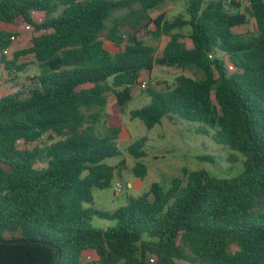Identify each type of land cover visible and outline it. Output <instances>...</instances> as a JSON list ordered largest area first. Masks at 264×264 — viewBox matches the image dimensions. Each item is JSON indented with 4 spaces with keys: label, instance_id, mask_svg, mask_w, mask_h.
<instances>
[{
    "label": "trees",
    "instance_id": "trees-1",
    "mask_svg": "<svg viewBox=\"0 0 264 264\" xmlns=\"http://www.w3.org/2000/svg\"><path fill=\"white\" fill-rule=\"evenodd\" d=\"M165 1L0 0L1 66L7 76L20 72L17 60L28 56L38 68L24 81L12 78L11 91L0 95V264H79L87 251L95 253L88 264H264V0H250L244 12L236 1L188 0L187 19L150 17ZM247 16L255 32H235ZM26 25L30 46L6 59L10 37ZM186 26L189 34H180ZM145 28L154 39L168 38L158 55L139 37ZM104 40L118 51L111 54ZM156 66L171 68L173 82L148 89L150 102L130 119L147 129L163 118L197 123L200 134L208 127L211 140L231 152L229 163L236 153L244 158L243 171L220 179L183 169L185 185L181 178L167 190L152 183L112 212L86 208L92 189L108 188L124 166L105 163L120 154L121 131L115 116L101 114L106 95L121 110L141 72ZM190 67L202 77H186ZM101 118L98 134L93 127ZM45 134L57 140L17 147ZM146 142L137 139L127 154L143 158ZM40 158L46 164L37 168ZM132 173L144 178L146 168L136 162ZM93 216L115 224L93 229Z\"/></svg>",
    "mask_w": 264,
    "mask_h": 264
},
{
    "label": "rangeland",
    "instance_id": "rangeland-1",
    "mask_svg": "<svg viewBox=\"0 0 264 264\" xmlns=\"http://www.w3.org/2000/svg\"><path fill=\"white\" fill-rule=\"evenodd\" d=\"M187 1L166 0L156 9L149 11V16L154 18L158 15H163L166 21H172L178 16L187 19ZM244 6V3H241L240 10L243 12ZM225 9L232 12L229 7L225 6ZM116 15L123 17L124 12H119ZM107 25L110 27V22H107ZM125 29H129L128 25H126ZM148 30L150 28H145V30L139 29V37L145 44L154 46L157 51L156 55H158L165 46L168 38L161 36L159 39H154L147 33ZM234 31L244 34L254 33V20L250 16H247V24L236 28ZM178 32L182 35H188L190 30L186 26ZM32 34L31 28L30 30H24L23 27L18 29L16 40L10 50V55L6 59H10L12 53L15 51L27 49L30 46ZM104 46L111 54L118 51L117 48L106 40H104ZM187 47H190L189 42L187 43ZM16 64L22 66V71L13 72V74L8 75L10 78L0 64V80L2 83L0 95L11 91L12 78L15 77L17 81H24L26 77L38 74V68L28 56L18 58ZM184 75L191 79H200L202 72L194 67H190L184 71ZM173 79L174 73L171 68L156 66L151 72H141L137 84L132 89L131 100L121 110L116 106L115 97L112 94L106 95L107 103L101 114L115 116L119 120V123L121 122V131L116 141V146L120 154L116 157L106 159L105 163L114 166L123 160L124 166L119 171V175H114L108 188L92 189V201L91 204L85 205L86 208L112 212L124 206L127 197L135 198L146 193L152 183H158L164 190H167L173 179L181 178L183 185H185L186 177L182 174L183 169L187 172L204 170L211 176L220 179L233 178L242 173L244 158L236 153L237 161L233 164L229 163L226 159L231 152L211 140L213 131L208 127H206L209 131L208 135L200 134L195 132V129L200 126L197 123L183 121L172 123L163 118L160 124L155 125L152 129H147L139 120L130 119V111L139 109L150 102L148 89L157 91L164 90L172 84ZM141 84H144V87H141ZM93 129L98 134L103 133L105 129L103 118L94 125ZM143 136L147 138L144 147L146 155L139 160H135L127 154L126 148ZM56 140L54 136L45 134L38 142L30 144L17 141V147L19 149L33 150L38 145H48ZM203 157H210V160H201ZM136 162H140L145 166L146 175L144 178H137L133 175L132 167ZM45 164V160L40 158L35 166L41 168ZM118 183L122 185V188L119 193H115L114 189ZM89 224L93 229L106 230L107 228L113 227L115 222L93 216ZM176 264L190 263L176 260Z\"/></svg>",
    "mask_w": 264,
    "mask_h": 264
},
{
    "label": "built area",
    "instance_id": "built-area-1",
    "mask_svg": "<svg viewBox=\"0 0 264 264\" xmlns=\"http://www.w3.org/2000/svg\"><path fill=\"white\" fill-rule=\"evenodd\" d=\"M230 1H236V2H240V3H244V5L247 7L250 5V0H226L227 3H229ZM32 15L38 21H40L42 19V15L39 13L33 12ZM30 28L31 27L28 25L23 26L24 30H30ZM15 40H16V37H10L9 47H7L5 50L2 51L1 55H3L5 58L10 55V52H11L10 50H11ZM228 68L231 69V67L229 65H228ZM141 87H144V84H141ZM121 188H122V185L120 183L116 184L114 192L119 193L121 191ZM94 260H95V253L93 251H87L81 255L80 260H79V264L92 263Z\"/></svg>",
    "mask_w": 264,
    "mask_h": 264
},
{
    "label": "water",
    "instance_id": "water-1",
    "mask_svg": "<svg viewBox=\"0 0 264 264\" xmlns=\"http://www.w3.org/2000/svg\"><path fill=\"white\" fill-rule=\"evenodd\" d=\"M4 243H15V242H35L34 240H2ZM60 254V253H59Z\"/></svg>",
    "mask_w": 264,
    "mask_h": 264
}]
</instances>
